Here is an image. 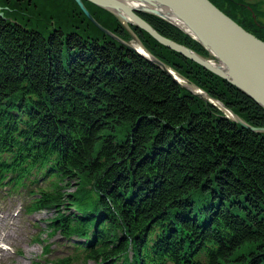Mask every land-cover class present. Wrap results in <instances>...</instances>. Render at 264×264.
Wrapping results in <instances>:
<instances>
[{
	"label": "trees",
	"instance_id": "trees-1",
	"mask_svg": "<svg viewBox=\"0 0 264 264\" xmlns=\"http://www.w3.org/2000/svg\"><path fill=\"white\" fill-rule=\"evenodd\" d=\"M82 1L103 27L126 42L132 29L162 62L264 127V108L247 93ZM211 2L264 41L252 13ZM0 5V189L21 194L27 213L52 210L46 234L69 249L54 261L264 264V132L184 89L75 0ZM138 13L209 57L163 17Z\"/></svg>",
	"mask_w": 264,
	"mask_h": 264
},
{
	"label": "water",
	"instance_id": "water-1",
	"mask_svg": "<svg viewBox=\"0 0 264 264\" xmlns=\"http://www.w3.org/2000/svg\"><path fill=\"white\" fill-rule=\"evenodd\" d=\"M75 1L80 9L84 11L87 17L94 22L100 30L104 33L106 32L113 39L120 41L127 47L133 48L151 63H155L184 89L189 90L191 93L202 97L210 103L212 102L215 106H218L224 111L226 117H230L241 126L248 127L255 132H264V127H254L250 125L218 98L206 92L199 85L197 86L188 81L189 84L200 89L199 92H195L188 84L185 85L180 83L170 72V70L173 69L164 61L162 62L152 52L148 51L143 46L136 33L128 26V23H130L146 30L161 44H164L172 50L178 51L183 56L198 62L207 70L216 73L228 82L234 84L243 93H247L255 102L264 108V41L239 25L231 16L224 13L222 9L212 3L211 0H139L146 5L144 7L131 6L128 0H89L102 8H106L118 18L119 16L115 8L121 9L128 18L127 24L123 22L124 25L130 29L133 40L141 43L143 50L147 53L139 51L131 42L122 40L111 30L103 27L97 19L91 15L82 0ZM161 7L167 9L165 10V14L158 11ZM138 11L150 12L159 17H163L169 23L180 28L195 40L197 39L201 45L209 51L210 56L205 57L194 49L189 48L187 45L169 39L163 34L161 35L151 24L137 14ZM170 14L175 16L184 27L180 26L174 20H170L167 16ZM2 15L3 12H1L0 7V16ZM183 78L186 79L185 77Z\"/></svg>",
	"mask_w": 264,
	"mask_h": 264
},
{
	"label": "rangeland",
	"instance_id": "rangeland-1",
	"mask_svg": "<svg viewBox=\"0 0 264 264\" xmlns=\"http://www.w3.org/2000/svg\"><path fill=\"white\" fill-rule=\"evenodd\" d=\"M22 201L21 195L0 192V246L8 253L0 258V264H59L54 259L67 255L69 249L58 233L46 234L49 227L45 219L52 217V210L29 214L21 206ZM46 244L49 251L45 253Z\"/></svg>",
	"mask_w": 264,
	"mask_h": 264
},
{
	"label": "bare ground",
	"instance_id": "bare-ground-1",
	"mask_svg": "<svg viewBox=\"0 0 264 264\" xmlns=\"http://www.w3.org/2000/svg\"><path fill=\"white\" fill-rule=\"evenodd\" d=\"M126 1V0H125ZM129 1V4L131 5V6H141V7H144V6H146L143 2H140L139 0H128ZM131 1V2H130ZM165 10H167V9H165V8H163V7H161V9L160 10H158V11H160L161 13H163V14H165ZM115 11H116V13H117V15L119 16V18H121L120 20L122 21V22H124V23H126L127 24V22H128V18H127V16H126V14L121 10V9H117V8H115ZM168 16V18L170 19V20H174L175 22H177L180 26H182V27H184L183 25H182V23L175 17V16H173V15H167ZM133 45H134V47L135 48H137L139 51H142V52H145L144 50H143V47H142V44L141 43H138L137 41H134L133 43H132ZM145 53H147V52H145ZM170 72L174 75V77H176L177 78V80L180 82V83H182V84H185V85H189L192 89H193V91H195V92H199L200 91V89H198V88H196L194 85H192V84H189L188 83V80H186V79H184L179 73H177L176 71H173V70H170ZM0 252H1V256L2 257H6L7 255H8V253L7 252H5L4 250H0ZM17 264H22V263H19V262H17Z\"/></svg>",
	"mask_w": 264,
	"mask_h": 264
},
{
	"label": "flooded vegetation",
	"instance_id": "flooded-vegetation-1",
	"mask_svg": "<svg viewBox=\"0 0 264 264\" xmlns=\"http://www.w3.org/2000/svg\"><path fill=\"white\" fill-rule=\"evenodd\" d=\"M239 6L242 10H247L252 13L253 21L255 24L264 29V0H231ZM258 14V17L256 13Z\"/></svg>",
	"mask_w": 264,
	"mask_h": 264
}]
</instances>
